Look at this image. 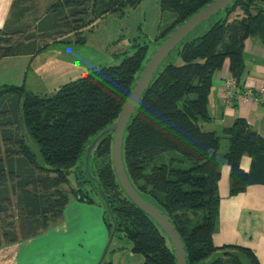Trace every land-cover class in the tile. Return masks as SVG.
Masks as SVG:
<instances>
[{"label":"trees","instance_id":"1","mask_svg":"<svg viewBox=\"0 0 264 264\" xmlns=\"http://www.w3.org/2000/svg\"><path fill=\"white\" fill-rule=\"evenodd\" d=\"M25 0L17 1V4ZM64 1L63 23L75 40L55 42L85 44L92 22L120 13L141 0ZM98 0H95V2ZM215 0H161V9L175 19L156 38L161 45L169 35ZM264 0H236L203 35L180 44L179 63H169L156 73L128 127L124 159L127 173L138 193L164 210L182 236L188 264H260L250 247L217 246L221 197L220 150L223 136L207 131L212 120L209 95L213 77L230 60L232 76L243 86L245 41L251 37L264 45ZM240 4L245 15L230 20ZM253 10H256L254 13ZM220 13V14H221ZM61 26V25H60ZM59 26V27H60ZM64 34V31H58ZM23 32L11 23L0 29V60L23 55L31 43H20ZM59 35V34H58ZM67 35V34H66ZM23 47L24 51L16 50ZM21 49V50H22ZM36 52V51H35ZM36 52V53H38ZM34 54V53H33ZM149 46L137 44L116 66L89 70L62 85L56 93L42 95L23 85L0 86V248L44 233L64 215L71 195L93 202L84 190L85 159L92 142L119 118L145 64ZM10 96V102L6 97ZM29 135L38 151L27 141ZM229 149L223 158L231 167V194L264 185V137L244 118L227 128ZM112 134L91 152V179L105 198L106 222L111 233L109 254L128 251L140 254L143 264H177L176 253L164 229L125 193L116 174ZM244 156L253 158L249 172ZM75 173L78 188L71 186ZM101 192V191H100ZM99 192V193H100ZM17 209L16 215L9 213Z\"/></svg>","mask_w":264,"mask_h":264},{"label":"crops","instance_id":"2","mask_svg":"<svg viewBox=\"0 0 264 264\" xmlns=\"http://www.w3.org/2000/svg\"><path fill=\"white\" fill-rule=\"evenodd\" d=\"M17 1L19 0H0V29L7 27L11 21L14 24L13 13L18 6ZM60 41L52 43L39 53L2 58L0 86L25 84L33 92L51 95L62 85L83 76L89 70L84 66L86 58L82 57L85 55L81 53L82 49L73 53L60 51L64 50L59 45ZM82 45L80 44L81 48ZM244 57V86L263 85L264 45L254 38H247ZM231 76L230 60L227 59L223 68L213 77L209 95L212 120L204 124L205 130L215 131L223 136L237 118H244L264 137V105L237 102L230 106L225 103L224 82ZM227 142V150L219 155L222 163L219 180L221 205L219 227L214 241L217 246L250 247L260 264H264V185L254 184L244 192L231 194V167L223 158L229 149V141ZM252 165L253 158L244 156L242 168L249 172ZM106 217V210L95 200L90 202L71 197L63 217L44 233L1 247L0 264H135L132 250L130 256L117 252L109 254L111 260H107L111 243L106 247L111 233ZM105 249L106 254L102 260Z\"/></svg>","mask_w":264,"mask_h":264},{"label":"rangeland","instance_id":"3","mask_svg":"<svg viewBox=\"0 0 264 264\" xmlns=\"http://www.w3.org/2000/svg\"><path fill=\"white\" fill-rule=\"evenodd\" d=\"M57 1L58 0H25L24 2L18 4L13 13V21L15 29L23 32V35L19 39V42L23 44L26 43V45L27 43L31 44L28 46V48L26 47V50L22 49L23 47H17L16 50H25L27 54H33L38 52V46L40 48L50 43L54 39H61L63 41L77 39L76 37H74L75 34L72 32V30L63 25L64 21L62 24H59L57 22L58 17L63 16V14H59L58 11L61 12L64 8V1H62L60 3V6L56 8ZM99 3L100 0L96 2L95 0H92L88 7L92 9L93 7H97L94 5H97ZM261 5L264 9V3ZM255 11L256 10H253L254 13H256ZM220 13L221 12L212 16L210 19L197 27L186 38V41H190L207 32L212 24H214V22H216L218 18L223 16V12L221 14ZM244 15L245 12L243 8L240 4H237L231 12L230 20L238 21L242 17H244ZM174 19L175 17L171 12L162 11L161 0H141V3L135 6H129L124 11L123 15L120 13H112L109 14L106 18L92 22V24L94 23L93 26L85 32L86 43L82 45V48L80 44H69L68 42V44L65 43V45L64 43L60 42L59 45L64 48V50L60 51L67 50L69 53H73L78 49H82L81 53L85 54L82 55V57L86 58L84 66L88 70H97L109 66L119 65L122 62L124 56H129L134 53L135 46L137 44H147L149 46L148 58L150 59L160 46V44L156 42L158 34L168 28V26L172 24ZM60 30L64 31V34L59 33L58 31ZM163 42L164 41H162L161 43ZM180 47L181 45H179L169 55L162 66H165L169 63L177 64L180 62V57L178 56ZM53 52H56V50H53ZM15 56L17 55L8 57ZM3 99L2 97H0L1 106H3ZM6 100L7 102H10V96H7ZM6 117L7 114H0V120ZM1 128L3 127L0 124V129ZM112 135L114 137V133H112ZM26 138L32 149L38 151V148L36 147L33 139L29 135H27ZM227 143L228 142L227 140H225L223 135L220 153L227 150ZM83 165L85 170L84 176L86 177L83 189L85 191L87 190L89 196L93 200H95V202L100 203L101 206L106 210L105 198L103 197L101 192L98 191L96 182L91 179V171L95 173V170L93 169L94 167L92 159L90 158L88 167L86 163H83ZM71 184V186H65V189L71 191V188H78L75 173L71 175ZM71 196L75 197L73 195ZM9 213L16 215V207L11 209ZM21 241L23 240H19L18 242ZM114 243H116L117 245L120 243V246L124 247V250L123 252H121V254L130 256L131 251H128L125 242H121L116 237L114 239ZM104 256L102 257V260ZM109 259L111 260V255H109L108 253L107 260ZM133 262L135 264H143L144 258L140 254H135Z\"/></svg>","mask_w":264,"mask_h":264},{"label":"water","instance_id":"4","mask_svg":"<svg viewBox=\"0 0 264 264\" xmlns=\"http://www.w3.org/2000/svg\"><path fill=\"white\" fill-rule=\"evenodd\" d=\"M236 0H215L208 6L204 7L200 12L187 20L184 24L177 27L169 37L161 43L157 51L151 56L150 60L145 64V68L140 74L133 89L131 96L128 98L118 120L101 132L92 142L88 154L86 156L87 167L91 152L98 146L101 140L108 134L114 133L113 140V160L119 182L127 194V196L142 210L148 213L155 221L164 229L169 237L175 250L177 264H188V254L185 249V243L181 234L176 229L175 224L171 221V217L164 212L163 209L143 198L135 186L133 185L126 169L124 159L125 139L128 127L131 123L136 110L140 106L141 100L153 81L156 73L161 68L169 55L201 24L210 19L219 12L226 10L233 5ZM102 193V189L100 187ZM103 195V194H102ZM104 197V196H103ZM112 239H110L107 248ZM133 250V248H132ZM106 253V252H105ZM104 253V255H105ZM103 255V256H104Z\"/></svg>","mask_w":264,"mask_h":264},{"label":"built area","instance_id":"5","mask_svg":"<svg viewBox=\"0 0 264 264\" xmlns=\"http://www.w3.org/2000/svg\"><path fill=\"white\" fill-rule=\"evenodd\" d=\"M224 101L233 106L237 102L264 105V84L255 87L239 86L237 80L231 76L224 82Z\"/></svg>","mask_w":264,"mask_h":264}]
</instances>
